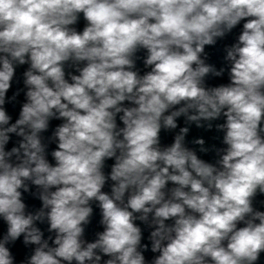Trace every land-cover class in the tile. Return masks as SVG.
I'll return each instance as SVG.
<instances>
[{"label": "clouds", "instance_id": "clouds-1", "mask_svg": "<svg viewBox=\"0 0 264 264\" xmlns=\"http://www.w3.org/2000/svg\"><path fill=\"white\" fill-rule=\"evenodd\" d=\"M258 197L264 0H0V264H264Z\"/></svg>", "mask_w": 264, "mask_h": 264}, {"label": "water", "instance_id": "water-1", "mask_svg": "<svg viewBox=\"0 0 264 264\" xmlns=\"http://www.w3.org/2000/svg\"><path fill=\"white\" fill-rule=\"evenodd\" d=\"M84 26L83 20H81L80 24L78 25V30H82Z\"/></svg>", "mask_w": 264, "mask_h": 264}]
</instances>
